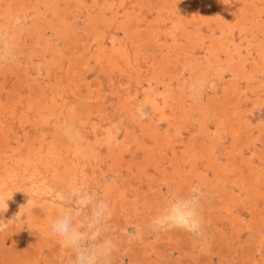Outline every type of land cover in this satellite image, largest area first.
I'll return each mask as SVG.
<instances>
[{
    "label": "bare ground",
    "instance_id": "1",
    "mask_svg": "<svg viewBox=\"0 0 264 264\" xmlns=\"http://www.w3.org/2000/svg\"><path fill=\"white\" fill-rule=\"evenodd\" d=\"M41 1L0 0V29H3L5 34H10L13 53L14 56L18 58L12 68H6L5 65V68H3L1 67L2 64L0 65V79L5 80V83L3 84L4 86L1 85L3 89H1L2 87L0 88L1 90H4L0 93V108H3L4 110L6 109L4 114L6 116L14 115L19 112L20 109L21 111L24 109V112L22 113L33 112L34 115L36 114V116L45 124L54 122L59 125L62 117L64 119H70L74 122L77 121L78 124L81 125L80 127L85 131V133H90L91 136L94 135L93 137L95 138L94 145L96 149V155H100L102 150L106 148L107 156L104 163L106 165H109L110 162H112L114 167L127 168L131 176L128 180L129 183L127 182L129 188L133 191L142 192L146 195H149V193H153V190H155V188H153V180L155 178L153 177L151 171H159L162 167L159 168L158 165L164 163L158 162V159H161V157L158 156L161 155L163 157L165 151L164 148L168 146L174 153V147L176 148V146H172L174 139H177V136H180L183 130L187 129L183 126L181 127L178 124L180 122L179 118L176 115V111L184 110L187 98L184 97L182 99L181 97V99H177L175 93L172 91V88L167 89V91L164 93H155L154 88L152 87V83H150L149 81L146 82L147 88L143 87L146 90L141 93L142 95L139 93L141 96H139L135 91L128 92L127 94H120L116 91L115 93H113L114 97L120 101L125 111L126 109L129 110L131 108H129V106L135 103L138 104L137 109L140 113L146 114L147 111L151 112V116H149L150 120H148V122H143V120L140 119V116V118L136 119L135 125L137 124L136 126H138L139 135L137 134V137L134 138L132 142L128 139H126V141H121L120 133L122 130L115 131L113 129L107 128L102 129L97 124V121H95L96 123H94L89 119L87 109L90 110L91 108L90 101H92L93 104H100L106 111L108 109L106 107L108 97L105 95L106 93L104 92L102 85L100 88H98L97 94L96 91L92 90V87H90L91 76L94 75L96 71L100 70L102 74L109 77L111 71H114V74L118 72L121 77L127 79V77L129 78L134 72H136V70H141L140 68H142L144 63L150 64V66H154V69L152 71L153 76L154 78H156L157 82L160 81L162 85H164L163 78L165 77V75L171 74L175 71H178L180 73V76L182 77L185 76L186 72L191 75L194 74V72H198L202 77L206 76V78H214L215 76L219 75L217 79L220 78L223 84H225L222 89V94H220V92H217V89H215L213 93L209 94H205L206 90H198L197 92V89L193 88L192 85L189 86L186 83H181L183 85L182 89L184 91L181 90L179 93H184L189 89L190 97L193 100V107L191 108L195 109V111L199 114L198 118L201 119L203 123H205L200 126V128H198L194 133L192 132L193 134L188 140L189 143L185 147V153L183 152L184 157L182 158L185 159V161H188L187 164L192 167H194V165L198 163V161L202 160L206 163V166L208 168L207 171L213 174V177L219 178V180H229L228 177L235 176L237 185L239 186L240 184L239 189L243 186L248 187L249 190L251 189L256 196V199L252 197L255 199H252V202L254 201V204L250 202L251 204H253L250 212V216L252 219L251 223L254 227H264V152L260 153L259 150V152H257L260 153V155L258 156V162H254L252 156H254L256 153H254L255 151L253 152L251 148V145L257 148L259 144H257L255 141L259 140L260 136L264 133V122L255 125L252 123V115L254 114L256 109L258 107H260V109L264 107V79H259L261 75L258 78L257 76L255 77L254 74L262 72V69H264V48L262 45V42H264V0H234L233 3H228L227 5H225L224 2L219 3V0H209L211 4L209 5V7L205 5H199L195 0H186L185 8H182L180 3L181 0H160L159 5L156 9V16L157 18H159L158 21L160 20L164 29V31L162 32L164 33V37L162 38H164V40L166 41H169L171 40V38H173L175 46H177V48L175 49H170V46L164 42L163 45H160V38L157 39L158 32H154L153 30H151V27L145 29V18L142 17L143 15L145 16L147 14V16L155 15V9L153 8L152 4H154L156 0H134V2H132V0H45L44 2L42 1L43 3ZM119 1L121 4L118 6ZM100 2L103 5L100 6ZM127 3L131 5H127ZM41 4L43 5L40 7ZM105 5L106 7H103ZM120 7H124L123 15H121V17L120 14L122 8ZM107 12H110V16L107 15ZM81 15H83L84 17H82L85 18V27L83 28V34L86 33L85 31H87L85 35L87 36L88 44L86 46L83 45L82 42H80V39L82 38L79 36L80 30L78 32L76 31V21L81 18ZM69 17L71 19L72 17H75L77 20L73 19V21H75L71 23V19H69ZM204 26L206 27L204 28ZM47 32L48 34L49 32L51 33V35H49V38L47 37ZM204 32L210 33L208 39H206V35H204ZM120 34L122 36L121 38L124 39V41L122 40L123 42L118 39ZM233 34L243 37L244 42H246L249 38L252 39L246 50H244L241 44L235 43L234 41H229L232 38ZM80 35L83 36L82 34ZM29 39H31L35 44L34 46H28V42L31 41ZM124 42H126V44H124ZM52 43L56 44L55 47L53 46V48L51 49ZM209 43L210 46H208ZM43 44L44 49L42 51V49H40L39 47L43 46ZM38 48L41 52L38 51ZM206 48L210 53V57L205 58L206 60L200 61V59H202V57L204 56L203 53ZM80 49H82V51H79ZM48 53L49 55L47 56ZM66 53L70 54V61L67 59L68 63H64L63 61L64 56L66 57ZM143 54H147V56L145 55L141 58ZM34 57L39 59L37 60L36 64L32 60V58ZM252 57H254L255 59H252ZM25 62L26 66L21 67L20 64L18 66V63ZM30 64L36 65V67L34 68L35 71H32L35 72L36 75L31 79H29L28 77L24 78V75L28 76L27 73L29 71L27 69L29 68V66L31 67ZM41 65L43 68H41ZM248 65L251 66V70L254 72V75H252V73H249L247 69L249 68ZM42 72L45 73L44 77H42ZM52 72L56 74V77L52 76L53 78H55L54 83L52 81H47L50 73ZM114 74L111 76L115 77ZM112 77L111 80L113 79ZM142 77H144V75H142L141 78ZM226 77H229V79L227 78V80ZM175 79H177V77L173 78L172 81L174 82ZM139 81L138 84L140 85V87H142L143 82ZM184 81L186 80L184 79ZM234 83H236V85ZM230 84L234 85L227 87V85ZM244 84L247 91L243 89ZM8 87H10V89H8ZM66 87H69L71 90H74L76 92V96L78 98L75 104H66L63 95V93L66 92ZM117 88L121 89V85H118ZM25 89L27 90V97L24 96ZM85 91L89 92L87 96H84L83 94ZM176 92L178 93V91ZM247 92H250L251 94ZM95 95H97V98L94 100ZM68 99L70 100L71 98ZM167 99L173 100L174 104L172 114L170 115L171 117H167V122L169 123V129L167 130L168 132H161L165 135L162 136L164 137L162 138L159 135L157 123L153 121L157 117V111H162V113H164L162 110V106H164L168 102ZM133 109L136 108L133 107ZM130 111L128 113H130ZM133 113L134 112L132 111V114ZM101 118L102 117H100V119ZM133 118L134 116L132 117V121L135 120ZM208 118L211 119V127L214 128L213 131L211 130V127H207L206 125L209 122ZM31 119L33 118L31 117ZM37 119L35 120L36 122ZM103 119L105 120V118ZM92 120L97 119L93 118ZM107 121L109 122L110 120L108 119ZM10 122L12 123V121ZM32 122L35 123L34 121ZM191 123H193V121L189 120L188 126ZM21 126L28 127L30 125ZM11 128L12 127L8 129L11 130ZM132 129L134 128H131V130ZM14 131L16 132L15 129ZM129 131L130 130H128V132ZM131 132L132 131H130V133ZM54 134L55 137H52L51 140L47 139V142L44 136L41 138L39 137L40 145H42V147L40 146L41 150H44V153H46V157H44V161L46 162L45 170L57 174L69 184L71 179L76 176L77 170L76 165H74V162L71 160L73 155L71 156L70 149H72L73 147L71 145L72 148L70 149H68L69 147L63 148L66 143H68L67 141L69 139L67 138V141H65L66 143L64 144L63 140L61 139L62 135L60 137V133L58 134L55 132ZM86 135L88 136V134ZM180 137H178V139H180ZM182 139L183 138H181V140ZM134 142H137V147L135 152L131 154L130 150ZM225 143H227V146L223 148ZM4 144H6V141L4 140L1 131L0 194L4 193L3 195H5V189L12 187L13 194H15L14 191L16 190L20 195L21 202H19V205L16 207V212L14 211L16 213V217L18 216L17 219L16 217H7L6 219L2 220L4 222H14L10 225L5 224L2 227V229L0 230V241H2V233L5 230H9L10 232H12V234H15L18 238H20V240L24 239L27 244L29 242L28 246L24 244V247H22L23 250L21 251L22 253L20 252V256L18 255L19 257H17L16 253V257L13 255H11L13 257L10 256L8 264H22L21 261L24 255L26 256L29 253H34V250L39 251V254L36 256V260H34L36 261L35 264H50V258L54 255L55 252V243L53 242L56 239L54 240V235L50 231L51 220L49 219L56 216L59 211L55 204L49 203L47 205H44V207H41L39 213L42 217L45 216L46 219H37L35 215L33 216V206L35 205L34 202L32 204V200L38 198L41 190H39L40 185H37L40 183V179L44 178L41 177V174L44 170L37 171L41 167L40 165H42L40 164V159H37V157L41 156L40 154H42V152L41 150H36L37 148L35 149L34 139H27L23 145L22 143H20L22 146H25V153L21 152L16 155H8L9 152L7 153L6 151L2 152L1 149L3 148ZM67 145L69 146V144ZM149 145H153V147L151 146L152 148H150L148 147ZM132 148L133 150L135 149L134 147ZM183 149H181V151ZM9 150H11L10 152L13 151L12 149ZM15 151L18 152L17 149ZM75 151L76 149H74V152ZM30 152L33 153L32 157ZM76 155L77 153H75V157ZM128 155H130L131 157L130 161L127 159ZM92 156L93 155L91 154V152H87L88 164L94 167V165H92ZM166 157L167 156L163 158ZM169 157L170 156L168 155L167 158ZM178 160L180 159L178 158ZM86 161L87 160L83 162L86 163ZM181 161L182 160H180V162ZM187 168L188 167H186V169ZM79 169H81L80 166ZM174 173L178 174L176 173V171ZM94 174L95 172L93 173V175ZM105 175L107 176L109 174ZM181 176L179 175V177ZM208 178H210V176ZM173 179L174 178H172V180ZM186 179H181V184L180 186H178V188L180 187L179 194L186 193L185 188H187V183L184 181ZM76 181L78 180L76 179ZM51 184L53 185L54 183L52 182ZM112 185L108 184V182L106 185L104 184L102 190L105 195L108 198H113L112 200L114 203L117 201V199L121 200V198H125L124 196L127 194V191H125L126 189L122 187L119 188V185H117V183L113 186ZM63 186L64 185H62V187ZM43 188L44 190L48 189L45 187ZM99 189L100 188H98L97 190ZM219 190H221V188ZM47 193L45 192V194ZM218 193L215 194L217 198L213 201L215 211H209L205 213V218L203 217V219H206L207 223L210 224V226H212L223 239L228 240L229 237H231L238 231V227H240V221L237 222L235 220L236 216L234 218L231 216V212L233 210V207L235 206L232 202H236L239 195H237L235 192L229 193L228 195L227 193L223 192L220 194ZM26 195H28L31 199L30 200L28 198L30 202H22ZM43 195L44 194L42 193V196ZM48 195L46 196L49 197L50 195ZM106 196L104 197L106 198ZM22 206L24 207L23 210ZM27 210L30 212V216L28 218L26 217V219L21 220L22 214H25V211ZM156 210L158 212V209ZM8 212L6 213L8 214ZM151 214L153 213L151 212ZM145 215H147V213L144 214V216ZM125 218L127 217L125 216ZM174 236H176L178 239H181L179 242L181 246H185V238L187 236V232H184L182 230H173L166 232L161 231L156 233V238L152 249L157 252L160 257H163L162 251L172 246L171 241L173 240ZM247 244V249L244 248L240 251L242 258L240 260H242V264H251V262L247 259L250 253H253L254 255L264 260V237H249ZM193 245V248L196 249V244L194 243ZM27 248H30V252L27 251L28 253L26 252ZM213 248V252L218 253V255H222V253L226 251L230 252L231 250H233L232 248L230 250L229 245L226 242L224 244H217ZM0 255L2 256L3 254ZM223 256H225V254ZM29 257L31 258L30 255ZM203 257L204 256H202V258ZM30 260H32V258ZM184 260L186 261L182 264H187V259ZM23 261V264H27L28 262V260L26 259H23ZM194 261H196L194 263L200 264L201 258L197 257Z\"/></svg>",
    "mask_w": 264,
    "mask_h": 264
},
{
    "label": "rangeland",
    "instance_id": "2",
    "mask_svg": "<svg viewBox=\"0 0 264 264\" xmlns=\"http://www.w3.org/2000/svg\"><path fill=\"white\" fill-rule=\"evenodd\" d=\"M41 1V0H40ZM43 2L45 1V0H42ZM41 1V2H42ZM101 1V0H100ZM199 5H205V6H208L209 7V5H211L210 4V1L209 0H204V1H202V0H195ZM42 2V3H43ZM118 2V1H117ZM132 2H134V0H132ZM159 2H160V0H156L155 2H154V4H152L153 5V8L155 9V11H154V13H155V15H152V16H147V15H143V17L142 18H145V22H144V25H145V29L146 28H149V27H151L150 29L151 30H153L154 32H158V38L157 39H159V44L160 45H163V42L164 43H166L167 45H169L170 47V49L171 48H173V49H175V48H177V46H175V42H174V39L173 38H171V40H169V41H166V40H164V38H162V37H164V33H162L163 31H164V29H163V27H162V24H161V22H160V20L158 21V19L159 18H157V16H156V9H157V7H158V5H159ZM204 2V3H203ZM219 3H222V2H224V4L225 5H227L228 3H233L234 2V0H219L218 1ZM180 3H181V6H182V8H185L186 7V0L184 1V0H181L180 1ZM108 4H109V2H108ZM121 3H120V1H119V3H118V6L120 5ZM43 4H41L40 5V7L42 6ZM101 5H103L101 2H100V6ZM127 5H131V4H129V3H127ZM103 7H106V5L105 6H103ZM120 8H122L121 9V14H120V17H121V15H123V10H124V7H120ZM109 13L110 12H107V15L108 16H110L109 15ZM83 15H81L80 17V19H76L75 17L73 18L72 17V19L69 17V19H71L70 21H71V23L72 22H74L75 20H77L76 22V31L78 32L79 30V33L80 34H82L83 36H81L80 34H79V36L80 37H82L81 39H80V42H82V44L83 45H87L88 44V40H87V36L85 35L86 33H87V31H85L86 33H84L83 34V28L85 27L84 25H85V23H84V21H85V18H83L82 17ZM147 17V18H146ZM73 19H75L74 21H73ZM82 19H84V20H82ZM149 19V20H148ZM152 19V20H151ZM157 19V20H156ZM158 21V22H157ZM150 24H149V23ZM151 23H152V25H151ZM154 23V24H153ZM81 26V27H80ZM162 27V28H161ZM206 26H204V28H205ZM161 28V29H160ZM158 29H160V30H158ZM161 31V32H160ZM160 32V33H159ZM45 33V32H44ZM47 34V37L49 38V35H51V33L49 32V34H48V32L46 33ZM46 34H44V35H46ZM162 36H161V35ZM170 35V34H169ZM204 35H206V39H208V37H209V35H210V33H208V32H204ZM161 36V37H160ZM79 37V38H80ZM122 36H121V34L119 35V37H118V39L119 40H121V42H123L124 41V39L123 38H121ZM33 39V38H32ZM29 40H31V39H29ZM48 40H50V39H48ZM73 40H75V39H73ZM123 40V41H122ZM244 40V38L243 37H240L239 35H236V34H233V36H232V38L229 40V41H231V42H235V43H238V44H241L242 46H243V48H244V50H246L247 49V47L249 46V44L251 43V41H252V39L251 38H249L246 42H244L243 41ZM75 42V41H74ZM73 42V43H74ZM87 42V43H86ZM31 43V44H30ZM162 43V44H161ZM55 44L56 43H52L51 44V49L53 48V46L55 47ZM124 44H126V42H124ZM166 44H164V45H166ZM34 46L35 44L32 42V40L30 41V42H28V46ZM262 45H263V48H264V42H262ZM50 46V45H49ZM208 46H210V43L208 44ZM40 49H42V51H43V49H44V44H43V46H41V47H39ZM38 48V49H39ZM79 48H80V46H79ZM96 48V47H95ZM40 49L38 50L39 52H41L40 51ZM50 49V50H51ZM169 49V50H170ZM37 51V52H38ZM79 51H82V49H80ZM49 52V51H48ZM49 55V53L47 54V56ZM147 56V54H143L142 56H141V58L142 57H144V56ZM204 55V56H203ZM203 57H202V59H200V61H203V60H206L205 58H208V57H210V53L208 52V49L206 48V50L204 51V53H203ZM13 56H14V53H13ZM48 58V57H47ZM70 54L69 53H66V57L64 56V58H63V61H64V63H68V60L70 61ZM68 59V60H67ZM252 59H255L254 57H252ZM14 60V61H13ZM18 60V58H16V56H14V58L11 60V62H13V63H11V62H8V63H3L2 65H1V67H3V68H5V66H6V68L7 67H13L14 66V63H16V61ZM32 60H33V62L36 64V62H37V60H39V59H37L36 57H34V58H32ZM22 61V60H21ZM92 62V61H91ZM10 63V64H9ZM63 63V64H64ZM19 64L21 65V67H24V66H26V62L25 63H18V66H19ZM35 64H30L31 65V67L29 66V68L27 69L29 72L27 73V75L28 76H23L24 78H26V77H28L29 79H31V78H33V76L35 77V75H36V73L35 72H32V71H35V67H36V65ZM5 65V66H4ZM17 66V67H18ZM91 66H92V64H91ZM33 67V68H32ZM248 67L249 68H247L248 69V71H249V73L251 74L252 73V75H254L255 74V77L257 76L258 78H259V76L261 75V77L259 78V79H264V69H262L263 71L262 72H259V73H254L251 69V66H249L248 65ZM41 68H43L42 67V65H41ZM24 69V68H23ZM30 69V70H29ZM141 70H136V72H134L129 78L127 77V79L126 78H124V77H121L120 75H119V73L118 72H116L115 74L113 73L114 71H111V74L109 75V77H107L106 75H104V74H102L101 72H100V70H98V71H96V73L94 74V75H92L91 76V79H90V87H92V90H94V91H96V94L98 93V88H100L101 87V85H102V87H103V89H104V92L106 93L105 95L108 97V102L106 103L107 105H106V107L108 108L107 109V111L106 110H104V108L100 105V104H98V103H94L93 104V102L92 101H90V105H91V108H90V110L89 109H87V112H88V115H89V119L92 121V122H94V123H96L95 121H97V124L99 125V127H101L102 129L103 128H107V129H113V130H115V131H117V130H122L121 131V135H120V140L122 141H126V139H128L129 141H133L134 140V138H136L137 137V134L139 135V129H138V126H136L135 125V122H136V119H138V118H140L141 120H143V122H148V120H150V117L149 116H151L150 114H151V112H149V111H147L146 112V114H147V116H146V114H143V113H140L139 111H138V109H137V106H138V104H133V102H132V104L133 105H131V106H129V110H127L126 109V111H125V109L123 108V106H122V104L120 103V101L118 100V99H116L115 97H114V94L113 93H115L116 91H117V93H123V94H127L128 92H133V91H135V92H137L138 93V95L139 96H141L142 94V92L144 91V90H146V89H144V88H147V81H149L150 83H152V87L154 88V92L155 93H164V92H166L167 91V89H173L172 91L175 93V95H176V98L177 99H181V97H182V99L184 98V97H186L187 98V101H186V99H185V101H186V104H185V108H184V110H181V111H176V115H177V117L179 118V122L180 123H178L181 127L183 126L184 128H187L186 130H183V132L181 133V137L180 136H177V139H178V137H180V139H174V142H173V145L172 146H176V148L174 147V153L172 152V149L168 146V147H166V148H164L165 149V151H164V155H163V157H165V156H167L168 157V155L170 156L169 158H163L161 155L160 156H158V157H161V159L159 160L158 159V162H164V163H159L160 165H158L159 166V168L160 167H162V168H160V170L159 171H154V170H152L151 172H152V175H153V177L155 178L153 181V188H155V190H153V193H155V194H153V193H149V195H146L145 193H142V192H137V191H133V190H131L130 188H129V186H128V184H127V182H128V180H129V178L131 177L130 176V173H129V171H128V169L127 168H120V167H114L113 166V164H112V162H110V164L109 165H106L105 163H104V161H105V158H106V154H107V149L106 148H104L103 150H102V152H101V154L100 155H96V149H95V138L93 137L94 135H90V133H85V131L84 130H82V128L80 127L81 125L80 124H78V122L76 121V122H74V121H71L70 119H64L63 117L61 118V120H60V123H59V125L58 124H56V123H48V124H45L42 120H40L37 116H36V114L34 115V113L33 112H25V113H22V112H24L23 110L21 111V109L19 110V112H17L16 114H14V115H8V116H6L4 113H5V111H6V109L4 110L3 108H0V132L2 131V134H3V138H4V140L6 141V144H4L3 145V148L1 149V151L3 152H9L8 153V155L10 154H12V155H16V154H19V153H21V152H23V153H25V146H22L25 142H26V140L27 139H34L35 140V144H34V147H35V149L36 150H41V147H42V145H40V142H39V139L41 138V137H43L44 136V138L46 139V142H47V139L48 140H51V138L52 137H55V132L56 133H60V137H61V135H62V137H61V139L63 140V143L65 144L66 142L65 141H67V138L69 139L67 142L68 143H66V145L67 144H69V146L67 145H65L63 148H68V149H70V148H74V149H76V151L74 152V149L72 148V149H70V154H71V156H72V158H71V160L74 162V165H76V176L74 177V178H72L73 180H75V181H73L72 179H71V181L69 182V184L67 183V182H65V180L64 179H62L61 177H59L57 174H55V173H53V172H50V171H46L45 170V161H44V157H46L45 155H46V153H44V150H41V152H42V154H40L41 156H39V157H37V159H40V164H42V165H40L41 167L37 170V171H40V170H44L43 172H42V174H41V177H44V178H41L40 179V183L37 185V186H39L40 185V187H39V190H40V193H39V196H38V198H35V199H33V200H35V201H33L32 200V204H33V202H34V205L35 206H33V216L35 215V217L37 218V219H41V220H44V219H46V217L45 216H43V217H45V218H43L42 216H41V214H39L40 213V210H41V207H44V205H47V204H49V203H53V204H55V206L57 207V209H58V211L60 210V208L61 207H63V206H65V205H63L62 204V202L61 201H59L56 197H58V194L59 193H61V192H63V191H66L67 190V188L69 187L68 185H71V184H73V183H80V182H83V183H86L88 186H89V188L91 189V188H95V189H98V188H100L99 190H101L102 188H103V186H104V184L106 185L107 184V182H108V184H116L117 183V185H119L118 187L119 188H125L126 190L125 191H127L126 193V195L124 196L125 198H121V200H118L117 199V201L114 203L113 202V198H108L106 195H105V193L103 192V195L104 196H106V199L109 201V202H111L110 203V205H111V208H112V217H111V220H110V228H111V231H110V235L117 241V243H118V250L116 251V253H115V255H114V257H113V261H112V264H182L183 262H185L186 260H184V259H187V264H196V263H194V262H196V261H194V260H196V258L197 257H200L201 258V261H200V264H242V260H240V259H242L241 258V250L242 249H247V247H248V244H247V242H248V239H249V237L250 238H252V237H255V238H261V237H264V227L263 226H261V227H254L253 225H252V223H251V216H250V212H251V208H252V206H253V204H254V201L252 202V199H256V196H255V193L250 189L249 190V188L248 187H245V186H243V187H241L240 189H239V186H240V184H239V186L237 185V180H236V178H235V176H231V177H228V179L229 180H219V178H216V177H213V174H211V173H209V171H207V166H206V163L204 162V161H198V163H196L195 165H194V167H192V166H190L189 164H187V162L188 161H185V159H183L182 157H184V154H183V152L185 153V147H186V145L189 143V139H190V137L192 136V134L198 129V128H200V126H202L203 124H205V123H203L202 121H201V119H199L198 117H199V114L195 111V109L194 108H191V107H193L192 105H193V100H192V98L190 97V93H189V89L186 91V92H181V93H179L181 90L182 91H184L183 89H182V87H183V85L181 84L182 82L183 83H186V84H188L189 86H191L192 85V87L193 88H195V89H197V92H198V90H206V93L205 94H209V93H213V91L215 90V89H217V92H220V94H222V89H223V87L225 86V84H223V82L220 80V78L219 79H217V77L219 76H215L214 78H206V76H204V77H202L201 76V74L200 73H198V72H194V74H189L188 72H186V74H185V76L184 77H182V76H180V73L177 71H175V72H173V73H171V74H167V75H165V77L163 78V84L164 85H162V83H160V81L159 82H157V80H156V78H154V76H153V69H154V66L153 65H151L150 66V64H147V63H144V65L142 66V68H140ZM4 70H6V69H4ZM188 70V69H187ZM23 72V71H22ZM143 72V73H142ZM146 72H148V73H146ZM33 73H34V75H33ZM136 73V74H135ZM138 73V74H137ZM254 73V74H253ZM261 73H263V74H261ZM42 74H43V76L42 77H44V75H45V73H43L42 72ZM53 74V75H52ZM115 75V77H112L111 75ZM142 75H144V77H142L141 78V76ZM56 77V74L54 73V72H52V73H50V76H49V78H48V80L47 81H52L53 83H54V79L55 78H53V77ZM113 78L112 80H111V77ZM135 76V77H134ZM263 76V77H262ZM140 79H139V78ZM177 77V79H175L174 80V82L172 81V79L173 78H176ZM229 79V77H226V79ZM130 81H129V80ZM133 79V80H132ZM184 79L186 80V81H184ZM227 79V80H228ZM124 80V81H123ZM127 80V81H126ZM141 81V82H143V84H142V87H140V85L138 84V81ZM179 80V81H178ZM133 81V82H132ZM139 81V82H140ZM112 82V83H111ZM121 82H123V83H121ZM125 82V83H124ZM135 82V83H134ZM5 83V80L4 79H0V88L2 87V86H4L3 84ZM101 83V84H100ZM131 83H132V85H131ZM146 83V84H145ZM189 83H191V84H189ZM122 84H124V85H122ZM127 84V85H126ZM235 85H236V83H234ZM233 84V85H234ZM2 85V86H1ZM112 85V86H111ZM118 85H121V89H118L117 88V86ZM133 85H135V86H133ZM137 85V86H136ZM178 85H180V86H178ZM195 85V86H194ZM223 85V86H222ZM232 84H230V85H227V87H230ZM232 85V86H233ZM263 85V84H262ZM11 86V85H10ZM123 86V87H122ZM133 86V87H132ZM216 86V87H215ZM256 86V85H255ZM127 87V88H126ZM133 89H132V88ZM144 87V88H143ZM257 87V86H256ZM1 89H3V87L1 88ZM0 89V90H1ZM8 89H10V87H8ZM68 89V90H67ZM132 89V90H131ZM134 89H136V90H134ZM243 89L245 90V91H247L246 89H245V84L243 85ZM71 89L69 88V87H66V92L65 93H63V95H64V99H65V101H66V104L68 103V104H75V102L77 101V96H76V92L74 91V90H71ZM4 90H1L0 91V93L1 92H3ZM176 91H178V93L176 92ZM72 92V93H71ZM251 92V91H250ZM250 92H247V93H250ZM24 96L25 97H27V90L25 89L24 90ZM89 92H84L83 94H84V96H87V94H88ZM141 95H140V94ZM188 93V94H187ZM66 94V95H65ZM113 94V95H112ZM178 94V95H177ZM251 94V93H250ZM249 94V95H250ZM66 96H68V97H66ZM70 96V97H69ZM179 96H180V98H179ZM204 96V95H203ZM207 96V95H206ZM68 98H71L70 100L68 99ZM97 98V95H95V98H94V100ZM190 98V99H189ZM198 98V97H197ZM67 99V100H66ZM204 99H205V97H204ZM203 99V100H204ZM70 101V102H69ZM167 103L164 105V106H162V110H163V112L164 113H162V111H157L156 113H157V117L154 119V121L153 122H155V123H157V125H158V129H159V135L162 137V136H165L164 134H162V133H165V132H168L167 130L169 129L168 128V126H169V123L167 122V117H171L170 115L172 114V110H173V104H174V101L173 100H170V99H167ZM198 102H199V100H198ZM6 103V102H5ZM4 103V104H5ZM115 105V106H114ZM136 107H135V106ZM67 106H69V105H67ZM133 107L134 108H136V109H133ZM2 109V110H1ZM132 109V110H131ZM131 110V111H130ZM4 111V112H3ZM130 111V113H128ZM132 111L134 112L133 114H132ZM2 112V113H1ZM124 112V113H123ZM20 113V114H19ZM94 113V114H93ZM107 113V114H106ZM137 113H138V115H137ZM28 114V115H27ZM103 114H104V116H103ZM127 114V115H126ZM129 114H130V116H129ZM132 114V115H131ZM262 116H261V115ZM91 115H93V116H91ZM95 115V116H94ZM113 116V117H111V116ZM121 115H123V116H121ZM126 117H125V116ZM5 118H4V117ZM10 116V117H9ZM12 116V117H11ZM15 116V117H14ZM20 116V117H19ZM134 116V118L133 119H135V120H133L132 121V117ZM140 116V117H139ZM2 117V118H1ZM19 117V118H18ZM29 117V118H28ZM31 117L33 118V119H31ZM91 117H92V119L94 118H96L97 120H92L91 119ZM100 117H102L101 119H100ZM107 117V118H106ZM118 117V118H117ZM124 117V118H123ZM147 117V118H146ZM252 117H253V120H252V123L255 125V124H259V123H261V122H264V107L263 108H261L260 109V107H258L257 109H256V111L254 112V114L252 115ZM17 118V119H16ZM38 118V119H37ZM99 118V119H98ZM103 118H105V120L103 119ZM120 118V119H119ZM3 119V120H2ZM14 119V120H13ZM18 119H20V120H18ZM28 119V120H27ZM37 119V122L35 121ZM110 120L109 122L107 121V120ZM127 121H126V120ZM131 119V120H130ZM199 119V120H198ZM6 120V121H5ZM8 120V121H7ZM31 120V121H30ZM117 120V121H116ZM189 120H192L193 121V123H191L189 126H188V121ZM211 119L210 118H208V123L206 124L207 125V127H211V121H210ZM10 121H12V123L10 122ZM17 123H16V122ZM32 121H34L35 123H33ZM15 122V123H14ZM30 122H32V123H30ZM43 122V123H42ZM119 122H121V123H119ZM128 122V123H127ZM150 122V121H149ZM5 123V124H4ZM9 123V124H8ZM28 123V124H27ZM37 123V124H36ZM39 123V124H38ZM41 123V124H40ZM62 123V124H61ZM102 123V124H101ZM106 125H105V124ZM15 124V125H14ZM17 124V125H16ZM54 124V125H53ZM252 124V125H253ZM4 125V126H3ZM5 125H6V128H5ZM10 125H12V126H10ZM18 125H20V126H18ZM21 125H30L31 126V128H30V126H24V127H22ZM38 125V126H37ZM44 125V126H43ZM47 125V126H46ZM51 125H53V126H51ZM58 125V126H57ZM102 125V126H101ZM134 125V126H133ZM192 125V126H191ZM12 127L11 128V130L10 129H8V128H10V127ZM133 126V127H132ZM21 127V128H20ZM40 127V128H39ZM52 127H54L55 129H58V130H55L54 128H52ZM59 127V128H58ZM63 127V128H62ZM79 127H80V130H79ZM254 127V126H253ZM24 128V129H23ZM47 128V129H46ZM49 128V129H48ZM131 128H134V129H132L131 130ZM14 129L16 130V132L14 131ZM26 129H27V131H26ZM41 129V130H40ZM136 129V130H135ZM18 130V131H17ZM21 132H20V131ZM37 130V131H36ZM128 130H130V131H132L131 133H130V131L128 132ZM133 130H134V132H133ZM211 130L213 131L214 130V128H212L211 127ZM4 131H6V132H4ZM44 131V132H43ZM46 131V132H45ZM84 131V132H83ZM26 132V133H25ZM51 132V133H50ZM54 132V133H53ZM87 132H88V130H87ZM162 132V133H161ZM193 132V133H192ZM12 133V134H11ZM25 133V134H24ZM86 134H88V136L86 135ZM100 134V133H99ZM127 134H130V135H127ZM63 135H64V137H63ZM66 135V136H65ZM84 135V136H83ZM101 135V134H100ZM126 135H127V137H126ZM8 136V137H7ZM24 136V137H23ZM133 138H132V137ZM40 137V138H39ZM92 137V138H91ZM17 138V139H16ZM18 138H19V140H18ZM88 138V139H87ZM90 138V139H89ZM131 138V139H130ZM162 138H164V137H162ZM176 138V137H175ZM181 138H183L182 140H181ZM14 139V140H13ZM16 139V140H15ZM66 139V140H65ZM125 139V140H124ZM255 139H256V137H255ZM254 139V140H255ZM15 141H16V143H15ZM22 141V142H21ZM23 141H24V143H23ZM38 141V142H37ZM74 141V142H73ZM82 141V142H81ZM85 141V142H84ZM177 141V142H176ZM226 141V140H225ZM12 142V143H11ZM45 142V143H46ZM257 144H259L258 146H257V148L256 147H254L253 145H251V148H252V151L254 152V153H256L254 156H252V158L254 159V162H258V156L260 155V153H262V152H264V147H261V146H264V133L260 136V138H259V140H256L255 141ZM259 142V143H258ZM20 143H22V145L20 144ZM78 143H80V144H78ZM175 143V144H174ZM183 143V144H182ZM261 143V144H260ZM11 144H13V145H11ZM39 146H38V145ZM75 144V145H74ZM82 144H83V146H82ZM89 144V145H88ZM252 144H254V143H252ZM21 145V146H20ZM71 145H72V147H71ZM87 145V146H86ZM41 146V147H40ZM80 148H78V147ZM153 147V145H149L148 147H150V148H152ZM227 146V143H225V145L223 146V148L224 147H226ZM12 147V148H11ZM21 147V148H20ZM83 147V148H82ZM132 147H134L135 149L133 150V148ZM136 147H137V142H134L133 143V145L131 146V150H130V153L132 154L133 152H135V150H136ZM21 149V150H19V149ZM40 148V149H39ZM88 148V149H87ZM169 148H170V150H169ZM184 148V149H183ZM262 148H263V150H262ZM9 149H12L13 151L12 152H10L11 150H9ZM17 149V151L18 152H16L15 150ZM80 151H79V150ZM85 149V150H84ZM168 149V150H167ZM181 149H183L182 151H181ZM84 150V151H83ZM90 150V151H89ZM259 150H260V153H257V152H259ZM262 150V151H261ZM81 151H82V153H81ZM91 152V154L93 155L92 156V158H93V162H92V165H94V167L93 166H91L90 164H88V159H87V152ZM176 151V152H175ZM80 152V153H79ZM86 152V153H85ZM94 152H95V155H94ZM168 152V153H167ZM171 152V153H170ZM31 153V157H32V155H33V153L32 152H30ZM74 153V154H73ZM75 153H77V155H76V157H75ZM85 153V154H84ZM81 156H82V158H81ZM96 156V157H95ZM171 156H172V158H171ZM173 156H175V157H173ZM180 159V160H182L181 162H180V160H178V158ZM74 157V158H73ZM84 157V158H83ZM157 157V158H158ZM79 159V160H77V159ZM177 158V159H176ZM33 159H34V157H33ZM87 160L86 161V163L85 162H83V161H85V160ZM98 159V160H97ZM127 159L130 161V159H131V157H130V155H128V157H127ZM170 159V160H169ZM174 159H176V160H174ZM83 160V161H82ZM170 162H169V161ZM95 161V162H94ZM167 161V162H166ZM78 162V163H77ZM81 162V163H80ZM100 162V163H99ZM176 162H180L179 164L178 163H176ZM186 162V163H185ZM223 162H225V161H223ZM0 163H1V161H0ZM95 163V164H94ZM81 164V165H80ZM100 164V165H99ZM164 164V165H163ZM171 164V165H170ZM174 164V165H173ZM177 164V165H176ZM181 164H183V165H181ZM80 166V168L81 169H79V166ZM170 165V166H169ZM181 165V166H180ZM44 166V167H43ZM99 166V167H98ZM172 166V167H171ZM87 167V168H86ZM174 167V168H173ZM183 167V168H182ZM186 167H188L187 169H186ZM196 167H197V169H196ZM114 168V169H113ZM171 168H173V169H171ZM102 169V170H101ZM106 169H108V170H106ZM85 170V171H84ZM88 170V171H87ZM116 170V171H115ZM120 170V171H119ZM164 170V171H163ZM82 173H81V172ZM87 171V172H86ZM105 171V172H104ZM119 171V172H118ZM160 171H161V173H160ZM170 171V172H169ZM176 171V173H178V174H175L174 172ZM205 171H207V172H205ZM48 172V173H47ZM95 172V174L93 175V173ZM116 174H115V173ZM122 172V173H121ZM167 172H169V173H167ZM203 174H202V173ZM53 173V174H52ZM104 175H103V174ZM160 173V174H159ZM165 173V174H164ZM182 173V174H181ZM206 173V174H205ZM105 174H109V175H105ZM188 174V175H187ZM205 174V175H204ZM85 177H84V176ZM111 175V176H110ZM121 175V176H120ZM123 175V176H122ZM155 175V176H154ZM157 175H159V176H157ZM164 177H163V176ZM167 175V176H166ZM174 175V176H173ZM175 175H176V179H175ZM179 175L181 176V177H179ZM185 177H184V176ZM46 176V177H45ZM49 176V177H48ZM51 176H53V177H51ZM81 178H80V177ZM126 176V177H125ZM178 176V177H177ZM206 176H207V178H206ZM210 176V178H208ZM57 177V178H56ZM104 177V178H103ZM120 177V178H119ZM128 177V178H127ZM161 177V178H160ZM186 177H187V179H186ZM86 178V179H85ZM97 178V179H96ZM113 178V179H112ZM164 178V179H163ZM172 178H174L173 180H172ZM183 180L184 178L186 179V180H184L186 183H187V188H185V192L187 193L188 192V189L190 188V187H192L193 185H196V184H198V185H201L200 187L202 188V190H203V199H202V202H201V209H200V211H201V214H202V217H204L205 218V213H207V212H209V211H215L214 210V206H213V201H214V199H216L217 197H216V195L215 194H217L218 192V194H220V193H227V195L229 194V193H232V192H235L237 195H239L238 197H237V201L236 202H232L233 203V205H235L234 207H233V210H232V212H231V216L234 218L235 216L237 217H235V220L237 221V222H239L240 221V227H238V231L235 233V234H233L231 237H229L228 238V240H225V239H223L222 237H221V235L219 234V233H217V231L212 227V226H210V224H208L207 223V220L205 219L204 220V241L201 243V242H198L191 234H189V233H187V236H186V243H185V246H181V244L179 243L180 242V240L181 239H178L176 236H174V238H173V240L171 241V247L170 248H167L166 250H163L162 252H163V257H160V255L157 253V252H155L152 248H153V244H154V241H155V238H156V233L157 232H151V231H149V230H147L146 229V224H147V222H148V220L150 219V217H152L154 214H156L157 213V210L156 209H158V211L160 210V208L162 207V205H163V203L162 202H164V198H165V196L167 195V194H169V193H177V194H179V191H180V187L178 188V186H180V184H181V179ZM212 178V179H211ZM44 179V180H43ZM50 179V180H49ZM76 179L78 180V181H76ZM80 179V180H79ZM94 179H95V181H94ZM107 179H108V181H107ZM119 179H120V181H119ZM213 180V181H216V182H213V181H211V180ZM215 179H217V180H215ZM46 181V182H43V181ZM54 180V181H53ZM58 181V183H57V181ZM61 182H60V181ZM97 180V181H96ZM99 180V181H98ZM56 181V182H55ZM113 181V182H112ZM203 181V182H202ZM228 181H229V183H228ZM43 182V183H42ZM54 183L53 185L51 184V183ZM60 182V183H59ZM62 182H63V184H62ZM71 182H73V183H71ZM95 182H96V184H95ZM98 182V183H97ZM100 182V183H99ZM180 182V183H179ZM218 182H219V184H218ZM227 182V183H226ZM67 184V186H66V184ZM129 183V182H128ZM171 183V184H170ZM44 185V186H42V185ZM113 184V185H114ZM156 184V185H155ZM179 184V185H178ZM189 184V185H188ZM207 184V185H206ZM46 185V186H45ZM49 187H48V186ZM60 185V186H59ZM62 185H64L63 187H62ZM96 187H95V186ZM112 185V186H113ZM163 185V186H162ZM168 185V186H167ZM213 185H215V186H213ZM51 186V187H50ZM65 186H66V188H65ZM190 186V187H189ZM219 186H221V187H219ZM43 187H45V188H48V189H45L44 190V188ZM55 187V188H54ZM59 187V188H58ZM189 187V188H188ZM214 187V188H213ZM169 188V189H168ZM209 188H211V189H209ZM221 188V190H219V189ZM10 191H9V190ZM8 189H5V195H3V194H0V195H2L4 198H6L5 200L7 201V200H9L8 201V205H9V208H8V214L7 213H4L2 216H0V221H2V220H4V219H6L7 217H16V207L19 205V202H21L20 201V195L18 194V192L15 190L14 191V193L15 194H13V188L12 187H10V188H8ZM43 189V190H42ZM130 189V190H129ZM232 189V190H231ZM178 190V191H177ZM215 190V191H214ZM217 190V191H216ZM228 190V191H227ZM231 190V191H230ZM234 190V191H233ZM42 191V192H41ZM129 191V192H128ZM45 192L47 193V194H45ZM161 194H160V193ZM216 192V193H215ZM11 193H12V195H11ZM42 193L44 194L43 196H42ZM53 193V194H52ZM185 193V194H186ZM9 194V195H8ZM50 196H49V195ZM153 194V195H152ZM254 194V195H253ZM6 195H8L9 196V198H8V196H6ZM41 195V196H40ZM46 195H48L49 197H47ZM12 198H11V197ZM17 196V197H16ZM46 196V197H45ZM53 196V197H52ZM214 196H215V198H214ZM218 196V195H217ZM43 197V198H42ZM158 197V198H157ZM252 197H254V198H252ZM29 198V196L28 195H26V197H24V200H22V202H25V203H27V202H30V200L28 199ZM40 198V199H39ZM52 198V199H51ZM149 198H150V200H149ZM242 198V199H241ZM19 199V200H18ZM50 199H51V201H50ZM158 199H160V200H158ZM209 199V200H208ZM254 199V200H255ZM12 200H15V201H12ZM27 200V201H26ZM29 200V201H28ZM36 200H37V203H36ZM55 200V201H54ZM112 200V201H111ZM207 200V201H206ZM47 201H48V203H47ZM53 201V202H52ZM57 201V202H56ZM161 201V202H160ZM204 201V202H203ZM14 202V203H13ZM112 202H113V204H112ZM120 202V203H119ZM153 202V203H152ZM253 203V204H251V203ZM17 205H16V204ZM58 203V204H57ZM123 203V204H122ZM235 203V204H234ZM122 204V205H121ZM37 205H39V206H37ZM61 205V206H60ZM114 205H115V207H114ZM60 206V207H59ZM124 206V207H123ZM160 206V207H159ZM11 208V209H10ZM153 208V209H152ZM39 209V210H38ZM126 209V210H125ZM150 210H152V211H150ZM155 210H156V212H155ZM15 211V212H14ZM27 212H28V214H27ZM150 212V213H149ZM151 212L153 213V214H151ZM12 213V214H11ZM147 213V215H145L144 216V214H146ZM10 214V215H9ZM15 214V215H14ZM26 214V215H25ZM25 214H22V216H21V220H23V219H26V217L28 218L29 216H30V212L27 210V211H25ZM38 214V215H37ZM123 214V215H122ZM6 215V216H5ZM28 215V216H27ZM41 217H40V216ZM144 217H143V216ZM125 216L127 217V218H125ZM2 218V219H1ZM55 218V216L54 217H52V218H50L49 220H53ZM82 218V217H81ZM240 219V220H239ZM127 220V221H126ZM118 221V222H117ZM121 221V222H120ZM125 221H126V223H125ZM147 221V222H146ZM245 221V222H244ZM128 222V223H127ZM133 224H135V225H140L141 227H145V235H144V238L141 240V241H129L128 240V238L123 234V229L125 228V227H128V226H130V225H133ZM243 224V225H242ZM242 228V229H241ZM2 228H0V230H1ZM8 233V234H7ZM2 241H0V245H1V247H0V254H3L2 256L0 255V264H8V260L10 259V256L11 255H13V256H15L16 257V255H17V257H19L20 256V252L23 250V248L22 247H24V244L26 245V246H28V244H29V242H28V244L26 243V241L24 240V239H22V240H20V238H18L15 234H12V232H10L9 230L8 231H4L3 233H2ZM254 235V236H253ZM257 235V236H256ZM5 236V237H4ZM4 237V238H3ZM7 237V238H6ZM6 238V239H5ZM177 238V239H176ZM239 238V239H238ZM248 238V239H247ZM18 239V240H17ZM56 238L54 237V240H55ZM17 242H16V241ZM177 240H179V241H177ZM238 240H239V242H238ZM230 241V242H229ZM228 243V245H229V248H230V250H231V248L233 249V250H231L230 252H228V251H226V252H224V253H222V255L221 254H219L218 255V253H214L213 252V247L214 246H216L217 244H224V243ZM53 243H55V245H54V249H55V252H54V255L50 258V260H51V262H50V264H71V259H72V257H71V253L69 252L68 253V251H65V250H63L62 248H61V246H60V244L58 243V241H57V239L53 242ZM132 243V244H131ZM138 243V244H137ZM191 243V244H190ZM195 243L196 244V246H197V248L196 249H194L193 248V244ZM18 244H20V245H18ZM133 244H137L136 246L135 245H133ZM150 246H149V245ZM231 244V245H230ZM16 245V246H15ZM243 245V246H242ZM247 245V246H246ZM212 246V247H211ZM56 247V248H55ZM183 247V248H182ZM185 247V248H184ZM190 247V248H189ZM234 247V248H233ZM19 248V249H18ZM136 248V249H135ZM146 248V249H145ZM211 248H212V250H211ZM235 248H236V250H235ZM21 249V250H20ZM132 249V250H131ZM135 250V251H134ZM19 251V252H18ZM27 251H29L30 252V248H27V250H26V252ZM8 252H9V255H8ZM61 252V253H60ZM15 253H16V255H15ZM22 253V252H21ZM28 253V252H27ZM137 253V254H136ZM231 253V254H230ZM39 254V251H37V250H34V253H29L28 255H24V257H23V259H26V260H28V262H27V264H35L36 263V261H34V260H36V256ZM206 254V255H205ZM225 254V256H223ZM229 254V255H228ZM236 254V255H235ZM253 256H252V255ZM5 255H7V256H5ZM19 255V256H18ZM29 255L31 256V258H32V260H30L31 258L29 257ZM233 255V256H232ZM13 256H11V257H13ZM28 256V257H27ZM62 256V257H61ZM202 256H204L203 258H202ZM223 256V257H222ZM5 257V258H4ZM196 257V258H195ZM206 257V258H205ZM222 257V258H221ZM235 257V258H234ZM29 258V259H28ZM69 258V259H68ZM224 258V259H223ZM23 259H22V261H21V263L23 264ZM182 259H183V261H182ZM194 259V260H193ZM250 262H251V264H264V260L263 259H261L260 257H258V256H256V255H254L253 253H250L249 254V256H248V258H247ZM209 260H210V262H209ZM152 261V262H151ZM233 261V262H232ZM238 261V262H237ZM4 262V263H3ZM6 262V263H5ZM192 262V263H191ZM258 262V263H257Z\"/></svg>",
    "mask_w": 264,
    "mask_h": 264
},
{
    "label": "clouds",
    "instance_id": "3",
    "mask_svg": "<svg viewBox=\"0 0 264 264\" xmlns=\"http://www.w3.org/2000/svg\"><path fill=\"white\" fill-rule=\"evenodd\" d=\"M13 58L10 34L0 29V64ZM57 198L65 206L51 221L50 231L61 248L72 254L71 264H112L118 243L109 234L112 208L103 190L90 189L83 182L73 183ZM202 199L203 190L198 184L190 187L187 194H167L160 210L148 220L146 229L154 233L182 230L202 243L205 226L200 211ZM8 201L0 195V216L8 211ZM13 222L0 221V228ZM145 227L133 224L122 231L129 241H140Z\"/></svg>",
    "mask_w": 264,
    "mask_h": 264
}]
</instances>
